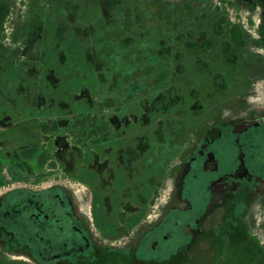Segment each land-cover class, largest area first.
I'll return each mask as SVG.
<instances>
[{"label": "rangeland", "instance_id": "374dc122", "mask_svg": "<svg viewBox=\"0 0 264 264\" xmlns=\"http://www.w3.org/2000/svg\"><path fill=\"white\" fill-rule=\"evenodd\" d=\"M0 143V163L37 144L58 164L28 166L34 188L82 192L92 264H202L212 239L264 264V199L208 190L239 157L264 178V0H0Z\"/></svg>", "mask_w": 264, "mask_h": 264}, {"label": "flooded vegetation", "instance_id": "af4514ba", "mask_svg": "<svg viewBox=\"0 0 264 264\" xmlns=\"http://www.w3.org/2000/svg\"><path fill=\"white\" fill-rule=\"evenodd\" d=\"M242 124L253 125L254 123L246 120ZM253 128L257 127L253 126ZM63 140L66 144L67 139ZM36 146L37 144L32 146L36 148V152L44 151L41 146ZM29 148L30 146L11 148V151L13 150L11 153L14 155V152L23 151L25 154L24 150H29ZM65 148L57 147L54 152H63ZM19 160H21L20 163ZM27 160L28 157L25 159L16 158V162L13 159L7 161V158H4L6 163H3L4 161L0 163L1 166H5V175L0 174V249L8 250L12 253L10 258L21 260L25 264L33 260L38 264H92L91 259L96 254V250L89 238L85 236V231L80 228L76 216L77 210L82 211L88 208L82 192L80 190L72 192L70 203L65 204L56 193L46 191L44 189L46 187L43 189L34 188L32 186L34 184L31 185L33 182L30 181L28 166H58V164L51 163V160L43 162L41 159H38L35 164H30ZM239 160L240 163L236 160L239 164L234 166L230 173L210 181L208 190L213 194L211 205H221L226 196L235 197L238 191L241 189L244 191L246 188L247 192L255 193L259 200L264 199V178L250 172L244 165L242 157H239ZM6 166H12L16 172H10L9 167ZM201 167L206 173H215L218 170L212 153L205 154ZM8 172H10L9 175ZM185 176L186 172L184 171L179 181L180 188L182 186L180 182L184 181ZM37 185L39 186L38 183ZM77 194H80V197ZM238 200L244 207H251L248 204L249 201H243L241 197ZM81 201L86 204V208L81 207ZM208 207L211 206L208 205ZM199 224L198 221L197 225ZM178 225L179 221L174 219L165 221L161 230L162 239L168 240L172 235L177 236ZM214 229L217 230L218 227H214ZM134 235L136 234L134 233ZM154 238L157 237L154 236ZM210 243L213 247L212 252L209 244L205 240L202 241L199 251L200 263L208 264V258L212 261L210 264H220L221 259L223 261L225 259L224 262L221 261L224 264L228 261L232 262V259L228 260L227 256L232 255V251H237L231 249L235 245H228L223 241L216 244L213 239ZM217 246L219 249H216ZM157 247L158 245L155 243L153 249L155 250ZM188 248L189 246L183 247L185 254ZM180 254L185 255L183 252ZM189 262L198 263L193 260Z\"/></svg>", "mask_w": 264, "mask_h": 264}, {"label": "crops", "instance_id": "0c3cea01", "mask_svg": "<svg viewBox=\"0 0 264 264\" xmlns=\"http://www.w3.org/2000/svg\"><path fill=\"white\" fill-rule=\"evenodd\" d=\"M18 153H20V152H17V155H16V157H15V159L17 158V159H19L20 158V155L18 154ZM21 154H22V157L20 158V159H22L23 158V154H24V152L22 151L21 152ZM36 155H39V153L38 152H36V151H32V150H27V154H26V157H28V162L30 163V164H35L37 161H38V159H35V156ZM24 158H25V156H24ZM1 166V165H0Z\"/></svg>", "mask_w": 264, "mask_h": 264}]
</instances>
